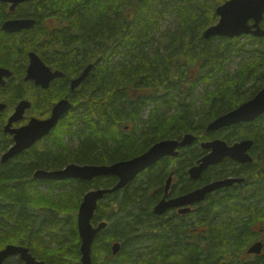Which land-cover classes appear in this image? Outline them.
I'll list each match as a JSON object with an SVG mask.
<instances>
[{
    "label": "trees",
    "instance_id": "obj_1",
    "mask_svg": "<svg viewBox=\"0 0 264 264\" xmlns=\"http://www.w3.org/2000/svg\"><path fill=\"white\" fill-rule=\"evenodd\" d=\"M224 1L32 0L14 12L0 2V66L16 72L0 88L7 92L0 96L9 95L12 104L24 97V68L31 51L64 72L49 89H35L45 114L72 93L69 81L93 64L76 91V114L62 118L44 138L43 149L38 142L9 163H0V250L23 245L47 264H81L77 213L83 196L113 186L117 178L48 181L35 179V171L129 159L158 141L194 133L198 140L181 148L179 157L160 160L99 202L92 221L97 225L106 220L108 225L94 241L93 264H264V251L248 253L256 240L264 243L263 195L235 196L227 187L209 194L186 215L153 211L160 192L154 189L163 187L170 170L183 178L206 153L200 141L249 138L255 160L264 163V115L207 131L211 121L264 87V37L203 35L219 20L216 8ZM12 17L35 18L36 24L4 31V21ZM243 52L250 56L232 72V59ZM235 126L249 130L231 131ZM71 136L77 145H69ZM4 139L0 135V153L10 143ZM238 168L225 158L209 166L199 181L237 176ZM42 182L50 184L48 191L37 187ZM186 182V190L196 184L188 176ZM46 236L49 242L43 240ZM116 242L121 249L114 255Z\"/></svg>",
    "mask_w": 264,
    "mask_h": 264
},
{
    "label": "water",
    "instance_id": "obj_2",
    "mask_svg": "<svg viewBox=\"0 0 264 264\" xmlns=\"http://www.w3.org/2000/svg\"><path fill=\"white\" fill-rule=\"evenodd\" d=\"M32 0H0V2L10 3V10L13 12L16 7L24 2ZM216 14L219 20L204 30V37L223 36L233 38L236 36L250 34L256 37H264V0H226L216 8ZM36 19L27 18H9L2 29L7 32H19L24 29L34 27ZM30 62L27 68L26 80H34L37 85L47 89L52 80L64 76V72L53 70L36 53L30 52ZM93 64L88 65L80 76L71 80V88L76 89L88 76ZM13 72L6 67L0 66V84L6 83V78L11 77ZM30 102L22 100L16 106L15 112L10 118L8 125L9 131L14 135L15 144L3 155L2 160L7 161L16 155L29 149L37 141L57 125L61 117L68 112L72 103L69 99L59 100L52 109V115L46 119L32 118L30 122L19 128H11L13 122L21 119ZM4 106L0 105V109ZM261 115H264V88L259 90L254 97L245 101L233 110H230L211 121L207 126V131H217L242 122H253ZM197 139L193 133H187L182 139H164L154 143L145 152L129 159H122L112 163L104 164H80L76 162L69 163L58 169H37L34 178L41 180L63 181L67 179L93 180L101 176H115L118 178L116 184L111 187L94 188L86 192L77 213V226L81 252V264H93L92 249L97 235L107 227L108 222L102 221L95 225L93 217L97 210L99 202L108 194L126 187L139 174L155 165L166 157H177L180 148L192 144ZM253 146V140L244 139L234 144H229L225 140L216 138L210 141L202 142L201 147L208 151L196 165L190 168L189 173L193 179L201 177L202 173L209 167L220 164L225 158H231L240 163H248L253 160L249 150ZM242 178L226 177L214 180L203 187L195 189L187 194L177 198L167 200L164 197L155 207V213L162 215L171 207H181L180 213L186 214L194 202L204 201L208 194L224 187L231 186ZM172 182V175L168 178L166 184V193ZM121 249V243L116 242L112 245L113 254H117ZM264 251L263 241H257L252 244L249 254L260 255ZM18 255L24 264H47L45 260H38L23 245L8 244L0 250V264L5 260Z\"/></svg>",
    "mask_w": 264,
    "mask_h": 264
},
{
    "label": "flooded vegetation",
    "instance_id": "obj_3",
    "mask_svg": "<svg viewBox=\"0 0 264 264\" xmlns=\"http://www.w3.org/2000/svg\"><path fill=\"white\" fill-rule=\"evenodd\" d=\"M6 4L8 5V9L10 10V5L11 4L10 3H6ZM12 18H27V17H12ZM28 58L29 59H28V62H27L26 67L24 68V75H23V80H24V82L27 85L26 86V89L27 90H26V92L24 94V97H22L20 100H18V102L16 104H12L11 103V98H10L9 95H2V96H0V105H3L4 106L2 109H0V131H1L0 132V135L5 137L4 141H2V142H5L6 139H9L10 140V143L0 153V163H9L11 160H13L14 158H16L17 156L21 155L23 152H25L26 150H29L31 148L30 147L29 149L24 150L22 153L16 155L15 157H13V158H11V159H9L7 161H3L2 160L3 155L15 144V142H14V135L9 131L8 125H9L10 118H11L12 114L16 110V106L18 105V103L20 101L27 100V101L30 102V106L26 109V111L23 114V117L21 119H19V120H17V121H15V122L12 123L11 128H19V127H22L23 125L28 124L30 122V120L32 118H34V117L35 118H39V119H46V118L50 117L52 115L51 112H52V108L54 107V105L59 100H61L63 98L69 99L70 102L72 103V107H71V109L68 112H66L61 117V119L59 120V122H61L62 118H64L65 116H68V114H76V108H77L76 105H77V102L75 100H76L77 97H79L78 94H76L77 93L76 91L78 89H80V87H81V85H82L83 82L76 89H72L71 88V80L74 79V78H72L69 81V89H68V91L70 90L72 93L71 94H68L66 97L60 98L59 100L55 101L54 104L51 107L50 112L47 113V114H45L44 113V108H43V105H42V101H41V97H40L41 94H38V96H37L35 94V91H36L35 89L36 88H38V89L40 88L41 90H47V89H49L50 86L47 89H45L41 85H37L34 80H32V79L31 80H26L25 79L26 74H27V68H28V65H29V62H30L29 54H28ZM49 66L53 70H56V68L52 67L51 65H49ZM1 67H3V66H1ZM10 70L13 72V75L11 77L6 78V83L5 84H0V88L7 87L8 84H9V82L11 81V78L13 76H15L16 72H14V70H12V69H10ZM16 78H17V75H16ZM54 80H52L51 83ZM51 83H50V85H51ZM29 86H30V89H29ZM28 92H30V95L28 94ZM0 93H7V92L0 91ZM36 98H39V100H36ZM58 123H57V125H58ZM243 123H247V122H243ZM242 129L243 130H249L248 127L245 128L243 126H241V127L235 126L232 129H230V130L233 131V132H237V131H240ZM52 130L50 131V133L52 132ZM49 134H47L46 136H44L41 140L37 141L35 144H37L38 142H40L41 143L40 148L43 149L45 147L44 138L47 137ZM213 139H216V138H213ZM213 139H211V140H213ZM244 139H249V138H238V139H236L234 142H232L230 144H234V143H236L238 141H241V140H244ZM197 140H198V136H197V139L192 144L187 145V146H185L183 148H187V147L193 146ZM202 142H204V141H200V143H199L200 147L202 145ZM35 144L32 145V147L35 146ZM207 152L208 151H206V153ZM249 153L252 156L253 160L251 162H248V163H252L253 161H255V164L252 167H250V168L247 167V166L245 167V165H247L248 163H245V164L244 163H240V162H237V161H235V160H233V159L230 158L233 162H235L237 164V166H239L238 170L240 172L239 175L232 176V177L242 178L243 180L242 181H237V182H235L234 184H232L231 186H228V187L231 189V192L235 196H238L239 194L247 193L250 196H254V197L258 198V197H260L262 195L264 196V163H262L260 160H258L257 157H256L257 160H255V158H254V156H253V154L251 152V149L249 150ZM180 154H181V149H180L179 155ZM179 155L177 157H179ZM204 155H202L201 157H203ZM177 157H175V158H177ZM200 158L196 159V161L194 162V164L187 168V173H188L187 176H188V179H190L193 182H196V184L192 188H190L188 190L184 189V188L187 187V182H186L187 176H184L183 178H180L179 175L176 173V171L172 169L173 168V165H170V168L172 170H170V174H169L168 178L172 175V182H171V185L169 187L168 193H166V184H167L168 178L164 182L163 187L161 186V187H158V188L154 189L155 192L160 191L159 192V195H158V198L159 199L157 200V198H156V202H155V204L153 206L154 213H155V207H156V205L164 197H166L167 200L174 199V198H177V197H179L181 195L187 194V193H189V192H191V191H193L195 189H198L200 187H203L204 185H206V184L214 181V180H211V181H208V182H200L199 180H200L201 177L198 178V179H193L191 177V175L189 173V170H190L191 167H193L194 165H196L198 163V161L200 160ZM35 179H37V178H35ZM219 179H222V178H219ZM39 180H41V179H39ZM215 180H217V179H215ZM48 181H56V180H48ZM117 181H118V178H117ZM224 188H227V187H224ZM224 188H220L218 190H221V189H224ZM218 190H216V191H214L212 193H215ZM212 193H210V194H212ZM201 202L202 201H198V202H194V203H192L190 205H186L187 207H190L191 208V210L188 213H190L193 210H195L199 206V203H201ZM180 209H181V207H171L167 211H165L163 214H165V213H168V214H173V213L175 214V213H177V214H180V215H186V214H188V213H186V214L180 213L179 212ZM156 215H158V214H156ZM159 216H161V215H159ZM197 232H199V231H197ZM261 232H263V229H261ZM256 241H259V240H256Z\"/></svg>",
    "mask_w": 264,
    "mask_h": 264
},
{
    "label": "rangeland",
    "instance_id": "obj_4",
    "mask_svg": "<svg viewBox=\"0 0 264 264\" xmlns=\"http://www.w3.org/2000/svg\"><path fill=\"white\" fill-rule=\"evenodd\" d=\"M243 40H245V39H243ZM250 56V54L248 53V52H243L241 55H238V56H235L233 59H232V61H231V63H230V65H229V67H230V69H231V71L232 72H234L237 68H238V66L240 65V63L243 61V60H245L247 57H249ZM203 87H201V89H202ZM201 89H200V91H201ZM148 109V108H147ZM147 113V112H146ZM133 126V123L132 122H129V126H128V128H130V127H132ZM67 142L69 143V145L70 146H75V145H77V142H78V140H77V138L75 137V136H71V139H69L68 137H67ZM37 187L40 189V190H42V191H44V192H46V191H48L49 189H50V184H47V183H39L38 185H37ZM57 190V189H56ZM45 242H49V237L48 236H46V237H44V239H43ZM53 244V243H52ZM18 259H20L19 258V256H15V257H11V258H9L8 259V261L11 263V264H24V262L21 260V263L20 262H18Z\"/></svg>",
    "mask_w": 264,
    "mask_h": 264
},
{
    "label": "bare ground",
    "instance_id": "obj_5",
    "mask_svg": "<svg viewBox=\"0 0 264 264\" xmlns=\"http://www.w3.org/2000/svg\"><path fill=\"white\" fill-rule=\"evenodd\" d=\"M31 52H32V51H31ZM29 54H30V53H29ZM262 88H264V87H262ZM262 88H261V89H262ZM261 89H260V90H261ZM52 109H53V108H52ZM51 114H52V112H51Z\"/></svg>",
    "mask_w": 264,
    "mask_h": 264
}]
</instances>
